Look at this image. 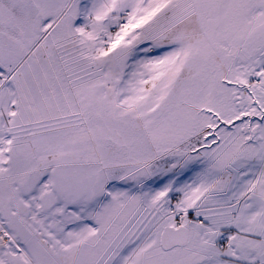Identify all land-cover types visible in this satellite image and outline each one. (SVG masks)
Segmentation results:
<instances>
[{"label":"snow or ice","instance_id":"snow-or-ice-1","mask_svg":"<svg viewBox=\"0 0 264 264\" xmlns=\"http://www.w3.org/2000/svg\"><path fill=\"white\" fill-rule=\"evenodd\" d=\"M0 264H264V0H0Z\"/></svg>","mask_w":264,"mask_h":264}]
</instances>
